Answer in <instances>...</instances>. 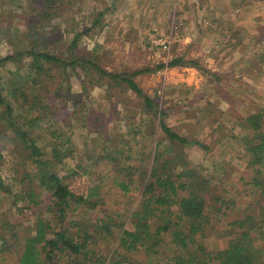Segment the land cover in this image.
<instances>
[{"label":"rangeland","instance_id":"1","mask_svg":"<svg viewBox=\"0 0 264 264\" xmlns=\"http://www.w3.org/2000/svg\"><path fill=\"white\" fill-rule=\"evenodd\" d=\"M43 5L0 0V61L16 57L0 62V88L16 118L47 114L50 123L37 122L30 133L46 159L55 147L61 156L72 153L55 168L69 189L88 197L98 187V195L90 198L97 206L69 218L87 230L100 227L107 216L113 219V225L107 224L113 235H99L92 250L107 264H167L176 255L172 232L187 233V222L164 233L163 244L151 255L118 246L121 231L114 224L130 221L128 216L139 207L140 191L149 181V174L144 177L147 164L156 154L168 172L190 167L212 185L207 224L191 250L202 248L211 256L226 250L239 234L231 223L245 214L259 216L264 207V196L249 184L256 172L248 166L252 155L246 152L259 143L247 118L263 114L254 123L264 132V0H58L45 19L39 14ZM32 49L59 61L48 65L54 75L52 82L42 83L48 88L32 90L38 110L29 115L9 90L28 77L33 60L26 54ZM75 57L93 60L102 74L81 62L65 66ZM104 73L132 79L142 94ZM145 97L154 101V110H147ZM5 111L0 107V113ZM161 123L187 143L170 139ZM3 145L0 176L11 193L0 192V234L4 221L23 218L32 227L39 213V208L28 211L22 201L12 203L13 195L31 189L22 182L28 180L26 174L38 171L31 161L19 167L25 150L18 141ZM116 178L139 180L140 191L133 185L126 193L114 184ZM7 239L9 249L0 252V264H19L20 247ZM57 259L58 264L66 261ZM260 262L264 264V254Z\"/></svg>","mask_w":264,"mask_h":264},{"label":"trees","instance_id":"2","mask_svg":"<svg viewBox=\"0 0 264 264\" xmlns=\"http://www.w3.org/2000/svg\"><path fill=\"white\" fill-rule=\"evenodd\" d=\"M38 1H42L44 4L39 14H43L45 19L50 15L48 12L54 9L53 7L58 0H32L34 3ZM48 5L50 6L47 7ZM37 20V25H39L40 19ZM29 25L31 26V23ZM94 25L96 26L97 22ZM79 38L77 36L74 39L72 46H75ZM26 56L33 60L28 66L30 68L28 77H25L24 82L15 81L9 90V95L14 96L17 101L21 102L22 100L20 108H25L30 115L33 111L38 110V104L36 100H33L35 99L33 91L36 93V87L46 83V81L47 84L52 82L54 75L50 72L53 68H49L48 65L59 60L55 55L37 52L33 49ZM8 60L15 61L16 57L10 55L0 62ZM78 62H81V65L93 66L94 61L84 57H75L66 61L65 66H73ZM93 67L99 74H102L97 63ZM104 74L110 76L117 84H120L117 82L119 78L127 84L126 89L134 91L137 95L142 94L132 79H122L120 76ZM42 86L48 88L47 85L44 86L43 84ZM58 88L57 96L60 97L62 87L58 86ZM6 100L1 87L0 107H5L6 111L0 113V167L4 159L2 150L6 147L3 145L4 142L18 141L19 147L25 150L23 159L18 164L19 167H26L31 161L34 170L38 172L33 176H29V173L26 174L33 180L24 178L22 182H27L31 189L26 187L13 195L12 203L18 205L22 201L25 206H28V211L39 208V213L35 215L36 224L32 227L24 225L23 218L20 221L17 219L4 221L1 227L4 234H0V252L9 249L6 248L9 237L14 243L13 246L20 247L19 264H58L55 262L58 260V256L66 257L64 264H103L102 257L92 250V245L101 234L113 235V231L107 225L113 222V219L107 216L106 219H103L102 225L93 228V230H87L86 227L82 228L83 226L78 220L69 219L71 214L80 213L83 209L93 210L97 206L96 203H91V199L98 195V187L94 188L88 197L72 192L64 183L63 178L55 171L57 164H60L63 158H69L72 153L61 156V151L55 147L50 159H46L45 152L30 133L37 126V122H43L45 119L50 120L48 117H44L47 114L36 115L38 117L34 119L16 118L13 115L15 108ZM144 104L147 110H154L157 107L149 97H145ZM261 117L263 114H260L258 118L255 116L247 118L249 123L253 125L254 131L258 132L257 140L259 143L246 147V152L252 155L248 166L256 172V176L254 175L249 184L252 185L255 192L259 191L264 196V168L262 170L258 168V166L264 167V132H260V125L254 123ZM161 128L170 139L184 145L187 143L184 137L175 133L164 123H161ZM158 160L159 156L156 154L154 160L147 164L144 177L149 174V181L143 191L139 190L140 184L137 179L128 181L127 179H113L114 184L126 193L131 191L133 185L135 186L134 189L141 193L139 207L128 216L131 217V220L127 223L125 221L114 224L121 231L117 239L118 246L127 251H137L141 248L151 255L150 250L163 244L162 235L164 233L166 234L180 226V222H187V233L176 229L172 232L173 241L170 244L176 245L177 249L176 255L170 258L167 264H210L213 261L218 264H262L260 261L264 254V207L260 206L259 212L261 214L259 216L245 214L243 219L240 218L231 223L230 226L237 229L239 234L230 241L226 250L213 255V257L206 254L201 248L198 249V252L202 255H199L197 251L193 252L191 248L196 243L198 236L202 235L204 226L207 224L205 222L208 218L205 215L209 201L207 194L212 185L208 179L201 178L193 168L186 167L182 172H168L170 168L168 169L166 164L159 163ZM16 173L18 174L19 171ZM128 177H133V175ZM35 186L40 188L39 192L35 191ZM3 189L11 193V190L6 188L2 176H0V192L5 194L2 192ZM219 198L222 203H226L225 199ZM251 206L253 205L248 206L247 212L250 211ZM21 210L20 208L17 211L23 216ZM220 210L221 208L215 212ZM153 219L156 221L155 226L152 224ZM111 224L113 225V223ZM127 224H131V228ZM116 264H123V262Z\"/></svg>","mask_w":264,"mask_h":264},{"label":"built area","instance_id":"3","mask_svg":"<svg viewBox=\"0 0 264 264\" xmlns=\"http://www.w3.org/2000/svg\"><path fill=\"white\" fill-rule=\"evenodd\" d=\"M103 264H107V263H103Z\"/></svg>","mask_w":264,"mask_h":264}]
</instances>
